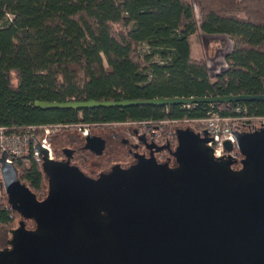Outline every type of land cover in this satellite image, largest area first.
I'll return each mask as SVG.
<instances>
[{
	"label": "trees",
	"instance_id": "trees-1",
	"mask_svg": "<svg viewBox=\"0 0 264 264\" xmlns=\"http://www.w3.org/2000/svg\"><path fill=\"white\" fill-rule=\"evenodd\" d=\"M197 7L199 11H197ZM233 41L212 76L193 55L204 35ZM264 94V0H0V127L179 122L200 132L216 111L236 130L264 127V101L42 109L37 100H124ZM246 112H237L238 108ZM199 120V121H193ZM39 158L15 161L19 178L43 187ZM4 198V197H3ZM0 202V230L13 213Z\"/></svg>",
	"mask_w": 264,
	"mask_h": 264
},
{
	"label": "water",
	"instance_id": "water-1",
	"mask_svg": "<svg viewBox=\"0 0 264 264\" xmlns=\"http://www.w3.org/2000/svg\"><path fill=\"white\" fill-rule=\"evenodd\" d=\"M264 101V94L116 100H37L48 109ZM243 156L216 157L207 130L177 128L178 166L142 161L98 179L53 164L36 148L50 176L40 201L6 152L2 189L24 222L11 230L0 264H264V127L235 131ZM229 151L230 141L224 143ZM235 165L241 168L235 169Z\"/></svg>",
	"mask_w": 264,
	"mask_h": 264
},
{
	"label": "flooded vegetation",
	"instance_id": "flooded-vegetation-1",
	"mask_svg": "<svg viewBox=\"0 0 264 264\" xmlns=\"http://www.w3.org/2000/svg\"><path fill=\"white\" fill-rule=\"evenodd\" d=\"M177 128L179 127L169 133L165 125H155L153 121L95 124L89 126L86 134L83 129L78 132L74 128H63L52 137L51 159L58 168L76 169L94 179L113 172L117 167L131 169L142 161L154 160L158 164H168L169 167L176 168L178 166L175 155L178 146ZM43 163L44 160L40 158L39 165L43 173L41 190L44 189V197H40L28 182L21 179L40 201L45 200L50 193V176L44 171ZM234 168L239 169L241 165H235ZM9 207L13 219L19 215V224L24 222L26 228H35L36 223L33 219L24 218L20 212L10 205ZM11 230L13 228H10V233ZM11 239L12 235L6 238L7 243L0 250L12 248L9 243Z\"/></svg>",
	"mask_w": 264,
	"mask_h": 264
},
{
	"label": "built area",
	"instance_id": "built-area-1",
	"mask_svg": "<svg viewBox=\"0 0 264 264\" xmlns=\"http://www.w3.org/2000/svg\"><path fill=\"white\" fill-rule=\"evenodd\" d=\"M237 112L243 113L246 112V109L240 107L237 109ZM241 120L250 121L253 118L256 120H261L264 124L263 117H251L247 114L240 117ZM235 118L224 117L216 111L209 112L208 117L201 119V122L204 123V126L200 130H207L209 136L212 138V141L209 142V145L214 147V152L216 157H225L232 156L241 159V156L237 147V141L235 137V125L233 123ZM199 121V120H198ZM56 125H35L28 127L24 132H12L5 127H0V157L4 152L7 153L8 162H15L16 160L26 158L29 155L33 154L37 158H41L40 151L36 148L37 144H40L43 148L48 150L49 158L53 157L52 143L50 140V128ZM39 128H44L46 135H38L37 131ZM83 129V128H81ZM89 128L84 130L86 134ZM230 141L233 144L231 151L225 148L224 143ZM238 149V148H237ZM1 168V165H0ZM1 176V170H0Z\"/></svg>",
	"mask_w": 264,
	"mask_h": 264
},
{
	"label": "rangeland",
	"instance_id": "rangeland-1",
	"mask_svg": "<svg viewBox=\"0 0 264 264\" xmlns=\"http://www.w3.org/2000/svg\"><path fill=\"white\" fill-rule=\"evenodd\" d=\"M197 11H199L198 7H197ZM233 46V41L231 40V38H229L226 35H205L204 36V41L201 45L199 46H195L194 47V51H193V55L196 57H204L209 65L210 71H211V75L215 76L218 75L219 73H221L222 71H224V69L227 68V64H226V60L225 57L227 55L228 52H230V50L232 49ZM193 121H198V120H193ZM203 123V122H202ZM137 125V124H135ZM155 125H165L167 130L170 132H173L174 130H176V127H180V128H186L187 125H189V120H183V121H179V122H169V121H164L160 124H155ZM89 124H78V125H73L71 127H67V128H74L75 130H77L78 132H80L83 128V131L86 128H89ZM204 126V123H203ZM64 127L61 125H56L50 128V140H52V137L55 133L61 131V129H63ZM158 132L160 131L159 129L157 130ZM38 135H46L45 129L44 128H39V130L37 131ZM238 147L235 146V149L238 150L241 158L243 157L239 151V149H237ZM234 149V148H233ZM0 181L2 182V175L0 176ZM43 191L44 189H42L41 191L37 192L39 193L40 197H44L43 195ZM4 197V198H3ZM7 194L3 189L0 190V202H2V200H4L3 202L9 206V202H8V198H7ZM19 215L18 217H14V219L7 224V227H5L4 229L6 230H0V248H3L7 241L6 238H10L11 237V233H10V228H16L19 226Z\"/></svg>",
	"mask_w": 264,
	"mask_h": 264
},
{
	"label": "crops",
	"instance_id": "crops-1",
	"mask_svg": "<svg viewBox=\"0 0 264 264\" xmlns=\"http://www.w3.org/2000/svg\"><path fill=\"white\" fill-rule=\"evenodd\" d=\"M205 36V35H204ZM207 36V35H206Z\"/></svg>",
	"mask_w": 264,
	"mask_h": 264
}]
</instances>
